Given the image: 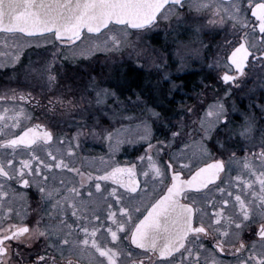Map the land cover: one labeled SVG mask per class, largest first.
Here are the masks:
<instances>
[{
	"label": "snow or ice",
	"instance_id": "1",
	"mask_svg": "<svg viewBox=\"0 0 264 264\" xmlns=\"http://www.w3.org/2000/svg\"><path fill=\"white\" fill-rule=\"evenodd\" d=\"M158 29L214 39L218 91L122 99ZM0 74V264H264V0H0Z\"/></svg>",
	"mask_w": 264,
	"mask_h": 264
},
{
	"label": "rangeland",
	"instance_id": "2",
	"mask_svg": "<svg viewBox=\"0 0 264 264\" xmlns=\"http://www.w3.org/2000/svg\"><path fill=\"white\" fill-rule=\"evenodd\" d=\"M201 39L205 41L204 44L212 45L211 50L200 48L199 42L194 38L190 39L189 34L183 32L182 29L179 35L175 32H166L163 29L154 30L143 42L142 47L147 51L139 59H137L135 54L130 57L128 51H124L122 54H114L115 59L108 60L107 63L121 74L120 91L124 95L129 86L128 79L125 76V64L140 62L143 65L142 81L144 82L141 81L138 89H141V92L144 93L142 99L147 101L148 107H152L155 104L157 111L162 110L165 114H169L170 109L178 107L181 100L191 103L188 100V97L191 96V91L188 92L187 90L193 89L196 86L194 84H199L197 81L202 77L196 74L195 69L201 67L204 70L203 74L211 72L215 75L209 68L212 53L215 52L214 39L211 36H202ZM194 48H200L199 54L192 51ZM181 56H183V60H181ZM25 63H27L26 59ZM104 63L105 58L101 57L97 65V73L100 71V65ZM156 65H159V67ZM110 76H112V73L109 69H105L104 76L101 78L106 80V84H115L116 80L109 79ZM165 76L167 79H164ZM173 84L180 86V90L173 89ZM135 86L137 87L138 85ZM135 86L130 85L129 88ZM255 99H260L259 94ZM233 103L240 110L233 113V122L234 124H239L242 119L240 112L249 110L250 101L247 96L237 94L229 101V106L231 107ZM143 108V104L140 108L130 107L127 115L133 117V120L124 121V123L126 125H135L139 122L138 118H148ZM149 123H151V120H149ZM116 126L119 127V124ZM157 127L158 125H154V130ZM126 147L131 150V157H135L133 154L136 153L133 151V146L125 144L121 151L117 153V158L124 153ZM102 151H106V149H103L99 144L94 145V155H100ZM125 152L127 153V151Z\"/></svg>",
	"mask_w": 264,
	"mask_h": 264
},
{
	"label": "flooded vegetation",
	"instance_id": "3",
	"mask_svg": "<svg viewBox=\"0 0 264 264\" xmlns=\"http://www.w3.org/2000/svg\"><path fill=\"white\" fill-rule=\"evenodd\" d=\"M205 42V41H204ZM125 76L128 79V84L129 86H135L138 85L137 87H131L129 88V86L127 87V92L125 90V94L122 96L123 99L127 100L129 97L132 98V100H135L136 94L141 92V89H138L141 85V81H142V74H143V65L140 62H134V63H128L125 64ZM196 74H198V76H202L201 78L198 79V83L199 84H194L196 85L195 87H193V89L187 90L188 92L191 91V95L192 93H194V91H200L203 87H204V83H207L209 85H211L212 87L209 89V95H212V93L218 91L219 89L216 88L215 84H213V80L215 79V75H213V73L211 72H204V70L199 67L197 69H195ZM189 76V75H188ZM202 81L204 83H202ZM144 82V81H142ZM8 83V80L6 77H3L2 74H0V85L6 84ZM127 84V85H128ZM199 86V87H198ZM221 87H223V85H221ZM242 96H244L243 94H240ZM138 147V146H137ZM129 147H126L125 150L127 151V153L124 151V153L122 155H120L118 157V159L123 163L125 161V159H134V157H131V150H129ZM129 150V151H128ZM92 154L94 155V146L92 148ZM135 155V154H133Z\"/></svg>",
	"mask_w": 264,
	"mask_h": 264
},
{
	"label": "trees",
	"instance_id": "4",
	"mask_svg": "<svg viewBox=\"0 0 264 264\" xmlns=\"http://www.w3.org/2000/svg\"><path fill=\"white\" fill-rule=\"evenodd\" d=\"M147 105H148V103H147Z\"/></svg>",
	"mask_w": 264,
	"mask_h": 264
}]
</instances>
